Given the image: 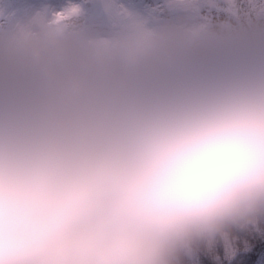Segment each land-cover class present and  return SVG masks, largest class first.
Returning <instances> with one entry per match:
<instances>
[{
    "label": "clouds",
    "instance_id": "obj_1",
    "mask_svg": "<svg viewBox=\"0 0 264 264\" xmlns=\"http://www.w3.org/2000/svg\"><path fill=\"white\" fill-rule=\"evenodd\" d=\"M80 7L0 39V264H186L259 231L264 47L130 54L86 36Z\"/></svg>",
    "mask_w": 264,
    "mask_h": 264
},
{
    "label": "snow or ice",
    "instance_id": "obj_2",
    "mask_svg": "<svg viewBox=\"0 0 264 264\" xmlns=\"http://www.w3.org/2000/svg\"><path fill=\"white\" fill-rule=\"evenodd\" d=\"M73 2L81 5L74 17L77 26L84 33L80 23L83 20L85 24L107 29L108 35L96 40L109 48L135 54L154 39L155 34L147 22L141 20L125 0H73ZM66 4L62 7H45L35 12H30L27 6L16 2L11 5H0V39H3L6 32L9 34L26 32L46 16L49 10L61 13L63 18L62 12ZM192 4L193 0H167L166 4L158 6L155 11H164L165 8H189ZM248 8L250 15L264 18V0H248ZM198 10L197 7L196 11ZM262 236L264 234H241L237 249H229L227 257H224L222 251L220 255L227 260V264H264Z\"/></svg>",
    "mask_w": 264,
    "mask_h": 264
},
{
    "label": "rangeland",
    "instance_id": "obj_3",
    "mask_svg": "<svg viewBox=\"0 0 264 264\" xmlns=\"http://www.w3.org/2000/svg\"><path fill=\"white\" fill-rule=\"evenodd\" d=\"M13 2L23 4L27 6L30 12H35L44 9L45 7H62L68 0H0V5H11ZM125 2L130 6L131 10L143 21H146L150 30L155 34L159 39L169 42L174 45L173 51L178 55L182 52H187V45L183 47V42L186 41L185 37L190 33H197L196 38L200 37V41L208 45H229L228 50H222L219 53L217 52L215 57L209 62L219 61L225 58L233 56L245 55L246 49L247 52L250 49V44L248 43V30L242 29L241 31L236 32L234 30H227V34H224L225 38L222 35L218 36V39L211 34V31L207 26L197 25V22H200L201 11L206 7H212L219 3L229 4V0H193V4L189 8L182 9H170L172 13L171 20H159L153 21L152 15L156 12L157 6H150L149 4H141L138 0H125ZM154 2H163L166 4L167 0H154ZM247 0H243V5L247 4ZM237 4V3H236ZM242 4L239 3L240 6ZM198 7V12L196 8ZM84 33L86 36L91 38H103L108 35L107 29L94 27L89 24H84L83 26ZM195 27V28H194ZM198 28L202 29L197 31ZM204 32V33H203ZM203 33V34H202ZM211 49H217L213 47ZM255 50V48H254ZM253 51V47L251 52ZM195 58L192 56L191 62H194ZM4 71V60L2 54H0V75Z\"/></svg>",
    "mask_w": 264,
    "mask_h": 264
},
{
    "label": "trees",
    "instance_id": "obj_4",
    "mask_svg": "<svg viewBox=\"0 0 264 264\" xmlns=\"http://www.w3.org/2000/svg\"><path fill=\"white\" fill-rule=\"evenodd\" d=\"M248 1V0H247ZM242 4L239 6L238 4ZM237 5V15H231L228 12V2L219 3L212 7H206L201 11L200 22H197V25L201 28L207 26L211 31V34L214 35L217 39L219 35H222L225 38L224 34H227V30H234L236 32L241 31L242 29L248 30V43L250 44V49L246 53H250L253 47L255 50L259 47H264V18H257L254 14H249L248 3L243 5V0H236ZM174 13L169 12L167 8L162 12V16L167 19L172 18ZM81 25L84 23L82 20ZM200 28L201 32L202 29ZM204 33V32H203ZM202 33V34H203ZM200 37L196 38L195 43L192 45L191 57L195 58L197 62H209L215 57L216 53L222 50H228L229 45H208L200 41ZM216 47L217 49H211ZM264 234V225L261 226L259 231L251 230L244 232L235 233L232 246L226 248L223 243H218L212 250L201 249L199 252L194 254L190 259L186 260V264H227V260L221 257V251L224 253V257L229 255V249L236 250L237 245L240 240L241 234ZM262 242H264V236H262Z\"/></svg>",
    "mask_w": 264,
    "mask_h": 264
}]
</instances>
